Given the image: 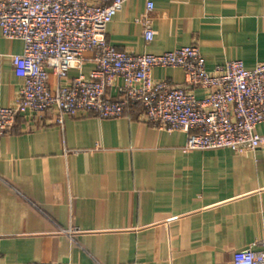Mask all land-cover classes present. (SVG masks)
<instances>
[{
    "label": "crops",
    "instance_id": "1",
    "mask_svg": "<svg viewBox=\"0 0 264 264\" xmlns=\"http://www.w3.org/2000/svg\"><path fill=\"white\" fill-rule=\"evenodd\" d=\"M106 37L132 55L196 45L209 67L251 70L264 62V0H130ZM22 52L0 30V109L19 99L24 79L11 57ZM84 58L71 78L95 70L94 52ZM153 78L185 83L180 69ZM135 110L112 120L79 113L63 125L56 108L17 118L0 138V264H233L264 240V143L244 155L186 151L184 133L154 129ZM257 133L264 141V124Z\"/></svg>",
    "mask_w": 264,
    "mask_h": 264
},
{
    "label": "built area",
    "instance_id": "2",
    "mask_svg": "<svg viewBox=\"0 0 264 264\" xmlns=\"http://www.w3.org/2000/svg\"><path fill=\"white\" fill-rule=\"evenodd\" d=\"M128 1L0 0L2 36L23 42L22 54L11 57V62L24 79L17 103L0 109V138L19 116L42 118L54 108L59 125L79 113L112 120L140 108L154 129L184 133L186 151L228 150L244 155L260 148L264 141L257 128L264 124V62L251 70L241 61L209 67L196 45L162 55L119 52L107 40L106 31ZM153 10V3H148L142 20L146 43L154 38ZM89 51L94 52L95 70L88 77L71 78V71H82ZM156 69L182 70L184 85L155 80ZM259 246L264 247V240L238 254L233 264H264V250H256Z\"/></svg>",
    "mask_w": 264,
    "mask_h": 264
}]
</instances>
